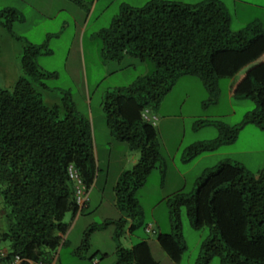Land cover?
I'll return each mask as SVG.
<instances>
[{
	"label": "trees",
	"instance_id": "trees-1",
	"mask_svg": "<svg viewBox=\"0 0 264 264\" xmlns=\"http://www.w3.org/2000/svg\"><path fill=\"white\" fill-rule=\"evenodd\" d=\"M19 19L13 8L0 10V25L10 28ZM99 35L105 59L117 60L127 53L151 60L155 70L104 94L102 107L108 128L130 150L138 151V159L121 172L114 186L120 216L90 229L115 226L114 264H160L148 240L140 239L129 247L119 241L123 232L132 233L136 227L134 192L153 169H159L162 179L166 171L157 129L141 113L157 107L183 74L199 77L205 88L216 94L219 79L232 77L264 56V26L250 22L233 30L217 0H149L141 6L122 4ZM45 52L44 43L26 44L21 68L29 78H19L12 90L0 87V241L8 244L2 263L14 255L49 263L64 243L65 214L79 210L67 167L72 164L77 169L87 189L95 179L89 120L77 114L65 98L61 105L47 106L35 86L48 75L35 61ZM247 71L249 92L238 96L252 99L255 108L237 124L215 123L218 135L187 146L183 160L233 142L246 124L264 129V59ZM167 203L172 231L158 233L156 240L172 261L178 263L185 250L179 223V210L184 207L194 228H209L196 264H208L214 256L220 264H264V168L256 178L239 163L222 161L196 179L192 192L175 191ZM87 233L79 248L89 246Z\"/></svg>",
	"mask_w": 264,
	"mask_h": 264
},
{
	"label": "rangeland",
	"instance_id": "rangeland-1",
	"mask_svg": "<svg viewBox=\"0 0 264 264\" xmlns=\"http://www.w3.org/2000/svg\"><path fill=\"white\" fill-rule=\"evenodd\" d=\"M122 1L131 6H141L149 0H0V10L13 8L20 15V19L12 22L10 28L0 25V87L12 90L19 78H29L19 68L26 42L44 43L47 52L35 58L37 65L48 74L35 84L44 103L47 106L61 105L65 98L77 114L89 120L92 129L96 184L92 183L88 188L91 191L89 206L83 210L81 220L72 231L69 238L72 245L63 246L55 264H92L94 256L100 261L99 264H114L117 259L114 244L107 237L115 226L111 224L95 233L90 229L113 214L108 200L113 197L112 187L126 162L124 153L129 149L126 142L117 140L108 128L102 107L103 97L108 90L126 86L137 77L155 70L154 63L149 59L141 60L125 53L120 59L107 60L102 55L103 43L99 33L118 14ZM168 1L196 3L203 0ZM217 1L223 5L233 30L250 22L264 26V0ZM14 33L21 38H16ZM262 59L264 56L254 63ZM246 68L240 75L241 93L249 92ZM227 81L226 78L219 79L217 93L212 94L199 77L183 74L176 79L160 105L149 108L150 114L177 116L172 124H163L161 128L157 124L155 127L162 162H165V166L166 162L170 163L164 149V144H167L166 149L173 155L184 180H179L173 166L168 167L167 179L165 176L163 178L166 179L165 183L159 169H153L144 184L134 192L138 204L136 227L131 235L123 232L119 241L129 246L140 239L148 240L151 253L160 264H196L201 242L209 235L206 226L194 228L185 208L181 207L179 223L185 250L178 263L172 261L156 240L158 233L172 231L167 203L169 195L178 190L192 192L196 179L222 161L239 163L254 177L264 168V129L252 123L244 125L233 142L221 145L216 153L199 158L195 164H187L188 161L181 159V149L191 140H209L218 135L215 123L237 124L246 112L255 108V102L248 97L230 96ZM201 121L203 123L199 125ZM193 123L195 130L191 129ZM179 137H182L183 144L175 151ZM131 167L129 165L124 170ZM101 193L104 197L100 204ZM71 217L72 212L66 213L67 221ZM147 226L149 230H146ZM85 231L88 232L87 239L91 246L73 251V242L77 244ZM96 246L102 248L100 253H95ZM208 264H220L219 257L214 256Z\"/></svg>",
	"mask_w": 264,
	"mask_h": 264
},
{
	"label": "crops",
	"instance_id": "crops-1",
	"mask_svg": "<svg viewBox=\"0 0 264 264\" xmlns=\"http://www.w3.org/2000/svg\"><path fill=\"white\" fill-rule=\"evenodd\" d=\"M122 4H128L127 2H121V5ZM129 5V4H128ZM95 7V5H94ZM94 9V8H93ZM93 11V10H92ZM14 35L16 36V38H21V36H19L18 34H15ZM26 44H28L26 42ZM18 59H17V70H18ZM255 64V63H253ZM252 66V64L250 65ZM249 66V67H250ZM249 67H244L248 70ZM19 68L21 69V62L19 64ZM242 69H240L235 75H233L232 77H229V78H226L228 81H227V86H228V91H229V95L230 96H233L235 95L236 97H238V95L241 93V86H242V77L240 76L242 73ZM179 78V77H178ZM174 85V84H173ZM173 87V86H172ZM163 99V98H162ZM162 102V100H161ZM160 102V103H161ZM159 103V105H160ZM158 105V106H159ZM153 115H155L157 117L156 119V123L155 125L159 124V127L161 128L163 124H172V122L175 120V118H177V116H172V115H169V114H160L158 115L157 113H154ZM191 129L192 130H195V124L193 123L192 126H191ZM204 139H207V138H204ZM199 140H202V139H194V140H191L190 142H188L181 150L184 152V150L186 149L187 146H189L190 144L196 142V141H199ZM176 147H175V151L176 150H179L181 147H182V144H183V140H182V137H179L177 138V141H176ZM167 144H164V149L166 150V153L169 157V162L170 163H167L166 162V171H165V178L167 179V174H168V167L169 165L170 166H173V168L175 169L176 173H177V176L179 177V180H184V177H183V173L181 171H179L177 169V166L174 162V159H173V155L170 154L168 151H167ZM218 150V148L214 151H211V152H207V153H203V154H200L196 157H194L193 159L189 160L188 162H186L187 164H195L197 162V160L199 158H204L205 156H210L214 153H216ZM125 157H126V162L122 165V167L120 168V172L118 173V175L125 169V167L129 166V165H132L136 162V160L138 159V153H135L134 151H131L130 149H126L125 153H124ZM183 155V153H182ZM181 155V159L183 158ZM96 156V155H95ZM183 161V159H182ZM117 175V177H118ZM259 176L256 175L255 177L257 178ZM116 177V179H117ZM115 179V181H116ZM166 179H162L163 182L165 183L166 182ZM96 180H97V176L95 178V181L93 182V184L95 185L96 184ZM116 183V182H115ZM115 183L112 187V191H113V197L111 198V200H108V204L109 206L111 207L112 209V216H106L105 218H103L102 221H104L105 219H116L120 216V211L119 209L117 208L116 206V200H115V192H114V186H115ZM177 189H180V188H177ZM90 195H91V191H88V200L86 202V204L84 205L83 208L79 209L76 213H72V217L70 219V221H67L65 218H66V214L64 216V221L67 223L68 227H67V231L66 233L62 236V241L64 242L63 244L61 243V245L58 247L53 259L49 262V264H55L56 262V257L57 255L60 253V251L62 250L63 246L65 245H72L71 243V240L69 239L71 234H72V231L74 230V228L77 226L78 222L81 220L82 216H83V210L89 206V201H90ZM101 197H102V200H100V204L103 202V197H104V194L101 193ZM2 215H3V204H2V200H1V196H0V228H1V223H2ZM101 221V222H102ZM99 222V223H101ZM98 224V223H96ZM94 224V225H96ZM109 226V225H108ZM108 226L104 227V228H98V229H94L92 233H95L96 230H101V229H105L107 228ZM1 230V229H0ZM115 229H113L112 231H109V233H107V237L108 239L114 244V251L116 252V247H117V241L115 239ZM127 235H131V233H129L128 231L126 232ZM81 235V234H80ZM126 235V236H127ZM81 241L82 239L79 237V239L77 240V244L76 242L74 243L73 242V251H75L77 248H79L80 244H81ZM121 244V242H120ZM122 245V244H121ZM132 244H130L129 246H131ZM91 246V245H89ZM124 246V245H122ZM129 246H124V247H129ZM76 247V248H75ZM75 248V249H74ZM102 251V248L100 246H96L95 247V253H100ZM8 252V244L7 242H3V241H0V254H2L3 256H5V254H7ZM99 260L94 256L92 258V264H99ZM0 264H2V262L0 261Z\"/></svg>",
	"mask_w": 264,
	"mask_h": 264
},
{
	"label": "built area",
	"instance_id": "built-area-1",
	"mask_svg": "<svg viewBox=\"0 0 264 264\" xmlns=\"http://www.w3.org/2000/svg\"><path fill=\"white\" fill-rule=\"evenodd\" d=\"M141 115H142V118L144 120L155 125L157 117L153 114H150V111L148 108L143 109ZM67 173H68V177L74 183L75 200H76V203H77L79 209H81L84 207V205L86 204V202L88 200V189L83 184L77 169L72 164H69V166L67 167ZM149 228L150 227L147 226L146 230H149ZM2 257H3V255L0 254V261H1ZM24 261H26L28 264H49V263L43 262V261L32 262L30 260H26V259L20 257L19 255H14L13 257H11L9 260L3 262L2 264H23Z\"/></svg>",
	"mask_w": 264,
	"mask_h": 264
}]
</instances>
